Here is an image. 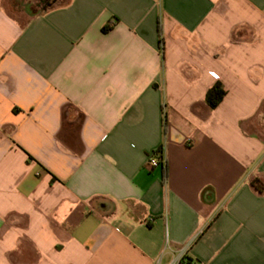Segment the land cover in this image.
<instances>
[{"label":"crops","instance_id":"crops-1","mask_svg":"<svg viewBox=\"0 0 264 264\" xmlns=\"http://www.w3.org/2000/svg\"><path fill=\"white\" fill-rule=\"evenodd\" d=\"M256 178L264 0H0V264H264Z\"/></svg>","mask_w":264,"mask_h":264},{"label":"trees","instance_id":"trees-1","mask_svg":"<svg viewBox=\"0 0 264 264\" xmlns=\"http://www.w3.org/2000/svg\"><path fill=\"white\" fill-rule=\"evenodd\" d=\"M113 28V23L112 24H108L105 25L102 28V32L103 33H108L109 31H111ZM160 35H161V30H160ZM160 43L162 44V40L160 39ZM226 90L224 88V86L222 85V83L220 82H216L214 85H212L206 92V96L205 97V102L207 104V106L210 109H215L218 107V105L222 102V100L224 99V97L226 96ZM252 185L259 191V192H264V183L263 181L261 182L259 179H254L252 181ZM183 262H185V264H194L193 262H191L187 257H185L183 259Z\"/></svg>","mask_w":264,"mask_h":264},{"label":"built area","instance_id":"built-area-1","mask_svg":"<svg viewBox=\"0 0 264 264\" xmlns=\"http://www.w3.org/2000/svg\"><path fill=\"white\" fill-rule=\"evenodd\" d=\"M149 164H151V166H153V167L160 165L159 162L154 157L149 158ZM190 245H191V243L187 244L185 247L180 249L179 255L175 260V262L177 264L182 263L183 259L185 258L186 254H187L189 247H191Z\"/></svg>","mask_w":264,"mask_h":264}]
</instances>
